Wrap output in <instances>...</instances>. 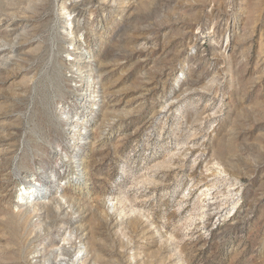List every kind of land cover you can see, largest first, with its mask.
I'll use <instances>...</instances> for the list:
<instances>
[{
  "label": "rangeland",
  "instance_id": "rangeland-1",
  "mask_svg": "<svg viewBox=\"0 0 264 264\" xmlns=\"http://www.w3.org/2000/svg\"><path fill=\"white\" fill-rule=\"evenodd\" d=\"M62 260L264 264V0H0V264Z\"/></svg>",
  "mask_w": 264,
  "mask_h": 264
},
{
  "label": "bare ground",
  "instance_id": "bare-ground-1",
  "mask_svg": "<svg viewBox=\"0 0 264 264\" xmlns=\"http://www.w3.org/2000/svg\"><path fill=\"white\" fill-rule=\"evenodd\" d=\"M77 42V41H76ZM76 52H78V51H76ZM80 56V55H79ZM83 57V56H82ZM80 59V58H79ZM83 59V58H82ZM86 71V70H85ZM83 73V72H82ZM87 74H89V73H87ZM89 82H91V81H89ZM94 93V92H93ZM94 96H100V94L99 93H97V91L94 93ZM82 134H83V132H82ZM37 190H40L39 189V187L38 186H33V187H31V188H26V190L22 193V195H24V194H27L28 195V197H30L29 195L30 194H32V193H34V192H36ZM204 193V192H203ZM35 195V198H34V200H39V199H41V198H43V196H41V193L39 192H37V193H35L34 194ZM82 247L83 246H81V248H80V250L79 251H82L83 249H82ZM82 259V258H81ZM68 261H65V260H62V261H60L59 263H61V264H68L67 263ZM70 264H71V262H70Z\"/></svg>",
  "mask_w": 264,
  "mask_h": 264
}]
</instances>
